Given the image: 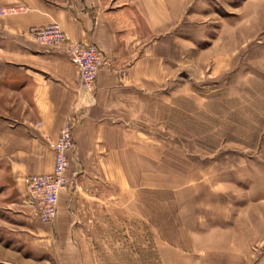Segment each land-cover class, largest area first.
<instances>
[{
    "label": "rangeland",
    "instance_id": "1",
    "mask_svg": "<svg viewBox=\"0 0 264 264\" xmlns=\"http://www.w3.org/2000/svg\"><path fill=\"white\" fill-rule=\"evenodd\" d=\"M174 7L175 24L144 59L158 79L140 71L142 87L125 89L135 100L121 119L142 136L128 138L133 147L79 137L50 222L22 205L19 190L46 169L52 147L17 169L19 186L8 166L18 157L1 147L0 264H264V0ZM29 27L23 40L65 54L32 40ZM69 85L82 101L64 118L74 115L73 138L87 113L101 111H88L95 83Z\"/></svg>",
    "mask_w": 264,
    "mask_h": 264
},
{
    "label": "crops",
    "instance_id": "2",
    "mask_svg": "<svg viewBox=\"0 0 264 264\" xmlns=\"http://www.w3.org/2000/svg\"><path fill=\"white\" fill-rule=\"evenodd\" d=\"M11 3L28 8L0 18V28L7 32V37H0L6 45L0 48V149L7 147L9 155L18 157L8 162L14 184H19L17 169L26 167L37 147L50 150L73 103H82L80 97L74 99L69 85L76 74L66 55L33 46L18 34L32 25L55 22L67 39L93 43L104 56L95 82L96 97L88 108L101 112L98 118L87 113L77 123L73 147H79V137L86 135L91 137L89 147H133L128 138L137 139L143 132L127 127L121 119L128 109L124 105L135 100L129 92L125 96V89L142 87V80L133 79L140 71L146 73L141 76L158 79L152 65V71L142 70L144 59L175 24V0H0V6ZM160 26L171 27L159 33ZM50 158L39 173L51 170Z\"/></svg>",
    "mask_w": 264,
    "mask_h": 264
},
{
    "label": "built area",
    "instance_id": "3",
    "mask_svg": "<svg viewBox=\"0 0 264 264\" xmlns=\"http://www.w3.org/2000/svg\"><path fill=\"white\" fill-rule=\"evenodd\" d=\"M23 7V4L11 3L0 7V11L11 12ZM27 32L37 43L59 46L63 49L62 51L75 69L77 85L85 88L94 85L97 73L104 64V56L93 43L68 40L55 22L42 26H30ZM72 117L60 126L51 145L53 152L51 170L27 177L19 190L22 205L31 207L44 222H50L53 219L58 193L65 187L67 181L68 151L73 144Z\"/></svg>",
    "mask_w": 264,
    "mask_h": 264
}]
</instances>
